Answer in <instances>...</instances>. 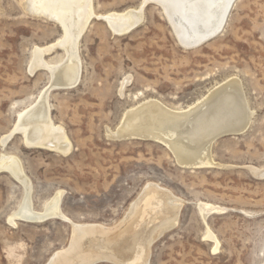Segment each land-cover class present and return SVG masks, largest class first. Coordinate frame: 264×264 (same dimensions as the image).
I'll return each mask as SVG.
<instances>
[{"label":"rangeland","instance_id":"rangeland-1","mask_svg":"<svg viewBox=\"0 0 264 264\" xmlns=\"http://www.w3.org/2000/svg\"><path fill=\"white\" fill-rule=\"evenodd\" d=\"M92 1L96 15L143 2ZM161 7L147 3L141 21L124 34L103 18L91 19L79 42L78 82L49 92L52 120L72 142L70 153L61 154L27 146L18 131L2 144L20 113L51 83L47 68L30 72L35 48L64 32L58 21L32 13L27 0H0V157L20 158L34 209L43 211L62 191L67 217L10 221L25 188L0 171V264H48L70 247L72 222L115 227L152 183L171 191L181 208L175 225L153 240L148 264H264V175L250 168H264V0H236L225 28L189 48ZM44 58L59 65L65 52L57 46ZM232 79L241 84L252 115L242 132L212 143L214 164L186 166L163 141L112 135L126 112L145 101L187 109ZM201 202L216 207L204 216ZM104 259L92 264H118Z\"/></svg>","mask_w":264,"mask_h":264},{"label":"bare ground","instance_id":"bare-ground-1","mask_svg":"<svg viewBox=\"0 0 264 264\" xmlns=\"http://www.w3.org/2000/svg\"><path fill=\"white\" fill-rule=\"evenodd\" d=\"M235 1L143 0L138 8L96 15L92 0H27L32 13L58 21L64 34L47 46L35 48L30 72L40 67L47 68L51 71V83L33 104L20 113L12 131L3 136L2 144L5 145L18 131L23 134L24 142L29 147L70 153L72 142L65 128L52 120L49 92L52 88H68L78 82L82 67L80 38L95 15L105 19L113 32L124 34L141 21L144 6L155 2L162 6L178 40L189 48L200 45L225 28ZM57 46L63 48L65 58L59 65H51L45 60L44 54ZM242 92L241 84L232 79L187 109H172L158 100L145 101L126 112L120 127L112 135L157 139L174 151L181 164L211 165L214 164L210 154L212 143L223 135L242 132L250 122L252 113ZM250 168L264 175V168ZM2 170L19 179L25 188L22 206L10 217V221L14 222L15 218L42 221L50 216L67 218L60 208L62 191L57 192L43 211L34 209L32 183L18 156L3 154L0 157ZM142 192L140 198L133 202L126 219L115 227L72 222L73 239L70 247L54 254L48 264H92L102 258L114 260L118 264H148L149 247L157 235L177 221L181 204L171 191L158 184H149ZM200 207L205 216L216 206L201 202ZM156 214H161L159 222L155 219ZM141 228L142 231H139ZM207 236L216 240L211 231ZM61 258L64 259L60 262Z\"/></svg>","mask_w":264,"mask_h":264},{"label":"water","instance_id":"water-1","mask_svg":"<svg viewBox=\"0 0 264 264\" xmlns=\"http://www.w3.org/2000/svg\"><path fill=\"white\" fill-rule=\"evenodd\" d=\"M235 1V0H234ZM212 36H214V35H212ZM211 37H209L208 39H210Z\"/></svg>","mask_w":264,"mask_h":264}]
</instances>
